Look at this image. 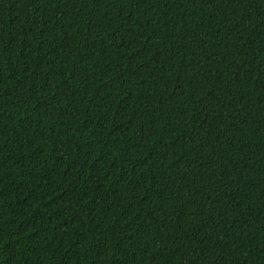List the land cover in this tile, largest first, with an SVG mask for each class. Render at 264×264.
I'll return each mask as SVG.
<instances>
[{"label": "trees", "instance_id": "16d2710c", "mask_svg": "<svg viewBox=\"0 0 264 264\" xmlns=\"http://www.w3.org/2000/svg\"><path fill=\"white\" fill-rule=\"evenodd\" d=\"M0 264H264V0H0Z\"/></svg>", "mask_w": 264, "mask_h": 264}]
</instances>
